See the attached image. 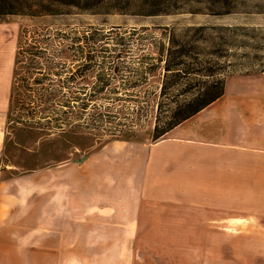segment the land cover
Returning a JSON list of instances; mask_svg holds the SVG:
<instances>
[{
    "label": "rangeland",
    "instance_id": "rangeland-1",
    "mask_svg": "<svg viewBox=\"0 0 264 264\" xmlns=\"http://www.w3.org/2000/svg\"><path fill=\"white\" fill-rule=\"evenodd\" d=\"M102 7L109 10L92 13L72 7L69 13L56 16L31 19L10 15L0 19V180L25 169L81 159L116 138L126 137L129 128L136 131L133 136L136 140L128 141L146 147L166 136L153 138L160 111L158 102L164 99L162 115H165L176 106L177 98H158L147 111L140 113L142 102L138 96L144 90L159 91L163 85L162 68L157 75L150 74L144 79L143 60L147 56H165L164 47L169 45L171 37L200 43L203 57L213 63L210 70L216 62L228 65L221 77L228 80L233 75L252 74L260 77L257 83L264 84V0H110ZM154 11L158 14H149ZM40 24L60 30L66 36L39 45L46 50L43 63L62 64L38 84L35 79L42 77L41 72L30 78L25 73L15 78L13 70L21 44L20 32ZM83 33H92L93 38H85ZM29 43L25 39L22 45ZM89 57L95 61L94 67L83 71L82 76L77 65ZM105 60L112 62L103 67L100 63ZM113 60L119 63L116 69ZM73 71L78 73L74 79L70 78ZM104 77L108 84L102 82ZM197 77L201 81L212 79L204 75ZM27 83L33 88L52 86L66 93H90L105 86L108 97L123 99L115 102L108 98L100 103L102 108L109 103H115L117 108L111 115L105 114L99 126L95 124L92 104L85 115L74 118L73 126L47 132L43 126L49 123L46 125L43 116L50 113L32 118L33 104L21 98ZM185 87L186 84L177 83L172 91ZM127 92L132 93L130 98L125 96ZM66 109L58 104L55 115ZM215 154L218 157L206 163L201 157H190L186 168L193 175V183L199 184L205 176L216 175L217 170L209 164L224 161L225 178L229 175L223 189L225 200L218 202L212 193L206 198L208 193L194 191L193 201L200 196L203 201L192 204L188 212L166 204L162 210L142 216L144 241L154 250L146 251L145 258L148 254L157 256L146 260V264H264V196L258 192L259 188L252 186L260 179L259 173H251L253 178L257 176L256 180L245 170L251 165L247 153L222 148ZM259 159L262 161L264 156ZM234 160L239 162L240 171L232 172ZM207 167L210 169L206 170ZM205 199L212 202L204 203ZM159 245H176L177 251L160 253ZM159 254L166 257L161 259Z\"/></svg>",
    "mask_w": 264,
    "mask_h": 264
},
{
    "label": "crops",
    "instance_id": "crops-1",
    "mask_svg": "<svg viewBox=\"0 0 264 264\" xmlns=\"http://www.w3.org/2000/svg\"><path fill=\"white\" fill-rule=\"evenodd\" d=\"M259 80L252 74L229 77L220 98L150 147L114 139L81 159L1 179L0 264H146L157 259L153 254L145 258L154 250L144 241L142 216L166 204L188 212L203 201L201 196L193 201L194 191L223 202L229 178L224 161L209 164L216 175L199 184L186 168L190 157L210 162L222 148L250 156L245 170L259 173V180L251 174L257 180L252 186L264 196V159L258 160L264 156V84ZM240 170L234 160L232 172ZM174 247L156 248L176 253Z\"/></svg>",
    "mask_w": 264,
    "mask_h": 264
},
{
    "label": "trees",
    "instance_id": "trees-1",
    "mask_svg": "<svg viewBox=\"0 0 264 264\" xmlns=\"http://www.w3.org/2000/svg\"><path fill=\"white\" fill-rule=\"evenodd\" d=\"M108 1L110 0H0V19L10 15L26 16L31 19L41 18L43 16H56L69 13L72 7H76L82 12H106L109 9H101V7L105 6ZM150 1L156 2V0ZM149 14H158V11ZM199 28L203 29L202 26H199ZM63 36H66L64 32L53 30L49 25L40 24L22 29L19 35L21 44L17 49V61L13 70L15 78L23 73L30 78L33 74L41 72L42 77H37L35 79L36 83L40 84L48 75L54 73L62 63L57 61H46L43 63L41 59H46V57H44L46 50L41 49L39 45L49 43L52 41V38ZM82 36L85 38H93L92 33H83ZM25 39L31 41L27 46L22 45ZM168 43L169 45L166 48L164 47L166 51L165 56H147L143 60L144 79L147 80L150 74L157 75L156 72L162 68L163 85L159 91L144 90L138 96L142 102L138 108L140 113L143 110L147 111L158 98H170L173 96L177 98L176 106L167 110L165 115H162V112H164L162 108L166 106L164 99L159 102L157 101L160 111L157 115L158 121L153 129V138L155 139L166 135L174 127L191 118L220 98L225 92L227 82V79H225L224 76L221 77V75L227 70L228 65L225 67L224 65H219L218 62L215 61L216 64L213 66L214 69L210 70V66H212L213 63L203 57L204 53L201 50L200 43L178 41L174 37H171ZM25 59H27V61ZM111 62L112 61L107 60L101 61L100 65L104 67L106 63ZM113 62H115L114 67L116 69L119 63H116L115 60H113ZM94 63L95 61L89 57L88 60L77 65V72L80 71V74L83 76V71L92 69ZM75 73L76 72L73 71V75L70 78L74 79V75H78V73ZM197 75H204L212 79L201 81ZM191 76H195V78ZM193 79L195 81H192ZM101 80L103 83L108 84V79H106V77L101 78ZM177 83H184L186 87L178 90V92H173L172 88H174V85ZM15 86L16 81H14L13 86V88L16 89ZM23 87L25 90L21 94V98H23L24 101H29L30 105L33 104L31 111L32 118H35L38 114L50 113L43 116L47 121L46 125L49 123V125L43 126L47 132L61 131L65 130L66 126H73L74 118L85 115L92 104L95 108V124L99 126V122L103 120L105 114L111 115L110 113L117 108L115 103H109L103 108L100 103L108 98L114 99L115 102L123 99L121 96L108 97V93L104 90L105 86L95 88V90L90 93H77L71 91L66 93L62 89H54L52 86L33 88L29 83ZM125 94V96L129 98L132 96L130 92ZM179 95H182V97L184 96L183 99H181L182 97H178ZM58 104L63 105L67 109L55 115V107ZM116 111L119 112V110ZM53 122L55 125H52ZM132 130L133 129L130 128L127 129L129 133H126V137L116 139L136 140L133 138L136 131Z\"/></svg>",
    "mask_w": 264,
    "mask_h": 264
}]
</instances>
